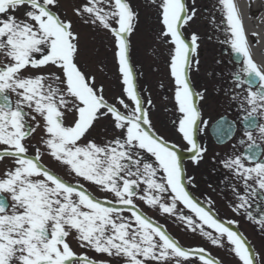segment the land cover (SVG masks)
<instances>
[{
    "label": "snow or ice",
    "instance_id": "1",
    "mask_svg": "<svg viewBox=\"0 0 264 264\" xmlns=\"http://www.w3.org/2000/svg\"><path fill=\"white\" fill-rule=\"evenodd\" d=\"M159 13V39L171 45L169 71L174 80L175 132L190 146L199 165L207 147L199 142L208 121L190 73L199 70L198 41L183 29L196 17L195 0H150ZM222 18L215 29L238 65L232 73L231 100L244 126L238 144L243 153L221 161L244 188L232 191L246 218L264 229L249 209L264 200V70L254 61L235 0H217ZM73 14L84 24L107 31L114 39L122 94L106 98L105 85L81 61V34L67 18L61 0H0V264H221L203 247L181 245L167 228L138 204L180 221L211 245L224 247L241 264H264L245 237L222 220L214 201L198 200L190 188L177 145L160 134L150 118L151 96L145 98L131 62L130 37L139 13L129 0H83ZM254 37L258 34L253 33ZM209 39H212L209 36ZM222 63V61H217ZM255 89V90H253ZM109 121L111 129L101 124ZM237 121L217 139L231 138ZM101 127L108 136L94 135ZM35 141V143H33ZM235 147V145L233 146ZM35 149L34 154L30 151ZM49 156L69 178L47 166ZM100 193V195H97ZM106 255L108 260L77 254L72 243Z\"/></svg>",
    "mask_w": 264,
    "mask_h": 264
},
{
    "label": "rangeland",
    "instance_id": "2",
    "mask_svg": "<svg viewBox=\"0 0 264 264\" xmlns=\"http://www.w3.org/2000/svg\"><path fill=\"white\" fill-rule=\"evenodd\" d=\"M82 2L83 0H61L62 9L67 13V18L73 20L74 28L81 34V46L84 50L81 55V61L85 68L96 76L97 83L102 82L105 85L106 98L111 99L112 97H118L122 94V84L118 73L114 39L107 31L84 24L77 19L73 14V8ZM129 2L134 10L139 13L138 27L130 37L131 62L134 66L137 83L144 92L145 98L150 95L153 101L150 110V118L155 128L171 143L177 145L179 152L182 153L185 158L187 157L182 163L186 170V175L195 178L192 181V184L195 186L190 188L193 194L202 195V200L204 201L207 198H211V200L214 201L213 197L215 198L217 195L215 194L214 196L213 190H217L220 186L224 185L228 193L231 191L230 195L234 196L232 187L229 188L227 184L233 182L230 181L229 176L226 177L221 174L220 182L213 178L217 173H215L216 168H212V162H215L213 159H215L218 151L210 135H208V127L214 116L213 60L214 56L218 53L213 31V12L211 9H206L210 7V5L207 6V4H210L211 0H195V8L197 10L196 17L194 21L190 22V24L183 29L185 37L189 40L193 33L201 37L198 41L199 48L197 50L199 70L196 71L194 68L190 73L193 86L197 91L207 89L204 94V99L199 101L203 120L208 121L204 133L199 135V142L207 147V152L204 154V156L207 155V160L203 158L202 160H204V163H202L201 160L199 165L193 163L191 159L192 151L189 150L190 146L175 132L172 125V121L176 119L177 116L176 105L173 98L174 80L170 75L168 67L170 49L172 46L162 43L159 39L158 34L162 30V25L159 22L158 10L150 3V0H129ZM187 3L191 10L193 7L192 0H187ZM217 19L218 18H216V20ZM209 36H211L212 39H209ZM100 123L107 126L110 131L111 125L109 121H101ZM94 135L97 137L98 141L101 137L108 136V138H110L109 132H105L99 126ZM33 143H35V141H33ZM30 151L34 154L35 149H31ZM41 159L47 166L54 168L59 174L64 175L65 178H69L64 167L59 163L53 162L49 156L45 155L41 157ZM204 164L205 168H202ZM234 182L236 183L237 181L234 180ZM236 189L241 191V195L244 194L243 187L236 186ZM97 195H100V193H97ZM202 200L200 201L204 202ZM138 204L146 215L149 217L154 216V219L169 228L168 232L179 240L182 246L197 248V246L203 245L205 247L204 249L207 252L209 249L210 252L208 253L219 259L222 264H241L238 257L228 250L227 243H225L224 247L209 246V242L201 237L198 232L192 233L190 230L186 229L180 221L160 213L158 209H149L143 202L138 201ZM213 207L217 211V207H215V205H213ZM219 211L221 210L219 209ZM223 218L236 221L237 223L234 224L240 227L244 236L250 241L253 251L259 253L260 257L264 259V229H261L257 224L246 217H233L231 213H223ZM72 247L77 254L86 252L89 257L97 260L109 259L106 255H99L92 250L79 247L76 242L72 243ZM190 259L191 264H199L195 257H191ZM112 264H117V262L113 261Z\"/></svg>",
    "mask_w": 264,
    "mask_h": 264
},
{
    "label": "flooded vegetation",
    "instance_id": "3",
    "mask_svg": "<svg viewBox=\"0 0 264 264\" xmlns=\"http://www.w3.org/2000/svg\"><path fill=\"white\" fill-rule=\"evenodd\" d=\"M249 3V21L252 25V23H255L259 26L260 31L264 35V17L263 20L260 21V23H256L261 16H259V6L256 5V9L253 8L252 12L250 9H252V5L254 4L255 0H247ZM206 9H211L213 12V15H215V24H218L222 18V13L218 10L217 0H211L210 4H207L209 6ZM264 7V5H263ZM258 12V13H257ZM216 18H218L216 20ZM215 24L213 23V31H214V38L215 43L217 47V53L214 56V100H213V112L214 116L212 119V124L214 122L221 120V118H224L225 121H237V117L239 116V113L235 110L237 108V103L231 100V96L233 95L232 92L227 91L229 88H234V84L231 83L233 77L232 73H234L238 65L235 62L234 54L230 50L229 45L223 44L220 41L223 40V36L215 29ZM253 31H246L247 40L249 47L257 48L259 45V42L257 43V37L253 36ZM259 41V40H258ZM251 50V49H250ZM257 54L262 56L261 61H256L253 52L251 51V55L254 59V61L257 63V65L260 67L261 70H264V52L258 51ZM222 61V63H217V61ZM255 90V89H253ZM260 123H264V119L260 120ZM244 130V126L237 121L236 123V130L235 135L233 136L232 140L228 142L227 144L223 145L221 149L218 150L217 155L215 156V162H212V166L216 168V171L218 173H225L224 176L230 178V181H233L228 184V187L231 188V185L240 186L242 185L237 181L234 182L233 177L231 176V173L225 169L221 161L226 158V156L233 154V153H243L244 152V146H241L238 144V138L242 136ZM209 132V130H208ZM204 133V132H203ZM202 133V134H203ZM254 137L257 138V143L261 144L262 147H264V141L260 140L258 130L253 131ZM235 145V147H233ZM220 146V145H218ZM207 156V155H206ZM204 156L203 158H206ZM202 163H204V160H202ZM215 163V164H214ZM0 172L4 171L5 165H3L0 162ZM202 168H205V164ZM219 176V175H217ZM218 191V198L215 200V204L218 208L217 213L223 217L224 214H232L233 217H246L245 210L241 209L239 212L233 211V207L239 203V200L236 198V196H231L230 193L226 190L224 185L220 186L218 190H214V192ZM241 192V191H239ZM257 206H259L260 211L264 212V200H254L252 202V207L249 209V211L253 212V215L256 218H259L260 213L257 212ZM219 209L221 211H219ZM228 226H234L237 230H241L238 225L229 224Z\"/></svg>",
    "mask_w": 264,
    "mask_h": 264
},
{
    "label": "bare ground",
    "instance_id": "4",
    "mask_svg": "<svg viewBox=\"0 0 264 264\" xmlns=\"http://www.w3.org/2000/svg\"><path fill=\"white\" fill-rule=\"evenodd\" d=\"M236 4L239 7L240 10V14L242 16L243 19V23H244V27L245 29L248 31H253L254 33L258 34V40H259V45L257 48L254 47H250L251 51L254 54V57L256 59V61H261L262 56L257 54L258 51L264 52V35L263 33L260 31L259 26L255 23H250L249 21V3L247 2V0H235ZM256 5L259 6V16H261V18L256 22V23H260V21L263 20L264 17V0H255L254 4L252 5V9H250V11H253V8L256 9ZM258 13V12H257Z\"/></svg>",
    "mask_w": 264,
    "mask_h": 264
},
{
    "label": "water",
    "instance_id": "5",
    "mask_svg": "<svg viewBox=\"0 0 264 264\" xmlns=\"http://www.w3.org/2000/svg\"><path fill=\"white\" fill-rule=\"evenodd\" d=\"M211 130H212L213 133L216 132V131L214 130V128H212ZM225 131H226V127H225V128H222V129L220 128L219 131H217V132H218V134H221V133H223V132H225ZM214 134L216 135V133H214ZM226 140H227V139H226ZM226 140H224V141H226ZM224 141H223V142H224Z\"/></svg>",
    "mask_w": 264,
    "mask_h": 264
}]
</instances>
